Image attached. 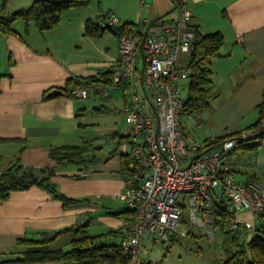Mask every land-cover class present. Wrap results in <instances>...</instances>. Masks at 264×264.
I'll return each instance as SVG.
<instances>
[{"label":"crops","instance_id":"crops-1","mask_svg":"<svg viewBox=\"0 0 264 264\" xmlns=\"http://www.w3.org/2000/svg\"><path fill=\"white\" fill-rule=\"evenodd\" d=\"M34 1L5 0L2 9L1 0L0 10L13 13ZM184 5L192 12L191 26L202 34L221 32L225 38L211 64L214 91L206 110L213 111L188 120L187 131L200 141L243 131L258 121L264 90V0H184ZM110 13L122 25L137 27L145 20L154 24L177 19L180 7L172 0H90L86 7L64 13L56 29L42 33L34 23L17 21L16 35L0 33V176L18 165L39 177L51 174L61 193L84 201L65 207L46 190L33 187L0 202V264H23L15 262L24 251L19 240H38L67 228L87 225L86 235L95 227L89 236L117 232L104 240L118 239L119 245L123 241L121 229L130 215L120 196L138 184L126 175L132 139L124 111L132 101L131 91L112 85L123 91V99H112L111 85L101 83L97 93L91 88L95 99L122 105L96 106L91 113L78 98L64 96L70 80L111 74L120 62L119 37L109 31L100 38L86 32L89 20L100 24ZM149 31L159 33L155 27ZM54 90L63 95L49 97ZM57 147H84L88 162L59 166L50 158ZM234 155L250 156L239 171ZM226 162L235 173L246 175L241 183L264 187L263 144L252 153L229 154ZM65 236L73 237L60 238Z\"/></svg>","mask_w":264,"mask_h":264},{"label":"built area","instance_id":"built-area-1","mask_svg":"<svg viewBox=\"0 0 264 264\" xmlns=\"http://www.w3.org/2000/svg\"><path fill=\"white\" fill-rule=\"evenodd\" d=\"M181 2L177 19L154 24L145 20L119 37L120 62L112 70V82L128 87L132 94L124 112L138 183L120 196L130 215L121 229L125 264H144L143 255L149 253L146 240L158 245L175 236L187 237L188 230L181 228L185 207L192 226L203 229L210 239L220 232L218 206L230 216L229 230L238 234L242 227L255 230L239 218L240 213L250 212L254 221H261L264 214V187L238 182L226 162L237 144L257 132L209 147L216 137L200 141L183 124L187 114L181 91L188 85L191 71L179 62L181 54L191 52L195 34L190 29L192 12ZM100 25L110 30L122 23L110 13ZM151 27L159 33H151ZM76 98L87 100L90 94L80 89ZM187 116L188 120L199 119L200 112Z\"/></svg>","mask_w":264,"mask_h":264},{"label":"trees","instance_id":"trees-1","mask_svg":"<svg viewBox=\"0 0 264 264\" xmlns=\"http://www.w3.org/2000/svg\"><path fill=\"white\" fill-rule=\"evenodd\" d=\"M172 1L177 7L183 5L181 0ZM89 2L90 0H35L29 7L13 13L8 14L0 10V33L16 35L14 25L17 21H24L27 26L34 23L42 33L56 29L60 25L64 13L86 7ZM4 7L5 0L2 4V9ZM135 28V26L123 24L117 29L107 30L94 20H89L86 32L88 35L96 38L102 37L108 31L120 37L124 33L130 34ZM190 29L195 34V42L188 55L187 67L191 71V78L188 84L189 93L184 107V112L187 115L202 112L209 107L214 91L211 64L214 58L220 56V52L225 46V38L221 32L202 34L198 27L191 25ZM1 78L2 76L0 75V80ZM101 83L114 85L112 73L83 80L72 79L68 83L64 96L74 99L76 98V92L80 89H86L90 93L91 88H96L95 92L97 93V88ZM121 88L125 89L126 86H121ZM258 111L259 119L255 124L243 131L216 137L209 147L219 146L228 139L241 138L245 133L257 132L251 139L247 141L242 140V142L237 144L230 155L235 152L245 154L258 150L264 140V90ZM118 136H120L119 133ZM87 152L88 150L84 147H57L50 151V158L59 166L72 164L80 166L88 162L86 158ZM127 162L126 175H129L134 180V170L137 168L136 162L132 157H129ZM51 179V174L46 177H39L31 169H25L19 165L14 166L0 176V202L6 201L14 192L28 191L33 187L46 190L56 200L61 201L65 207H71L84 202L83 200L68 198L57 189ZM218 208V226L220 227V231L230 235L229 242L227 241L229 246L224 250L222 264H264V214L262 215L261 227L257 229L254 238L250 242L242 244L238 242L240 234L229 230V214L223 207L218 206ZM86 227L87 225L77 228H67L55 234L44 233L38 240L21 239L18 241V244L24 247V251L15 262L23 264L56 262L63 264L126 263L127 260L121 245L104 243L106 242L105 238L116 237L118 235L117 232H109L101 236H89L84 231ZM64 234H72L74 237L70 242L72 249L65 251L53 248V245ZM174 243L175 239L172 240V244Z\"/></svg>","mask_w":264,"mask_h":264},{"label":"rangeland","instance_id":"rangeland-1","mask_svg":"<svg viewBox=\"0 0 264 264\" xmlns=\"http://www.w3.org/2000/svg\"><path fill=\"white\" fill-rule=\"evenodd\" d=\"M1 1V0H0ZM224 48V47H223ZM222 48V49H223ZM180 66L185 68L188 66V55H180ZM213 82H214V78ZM190 80L188 81L189 84ZM111 87V88H110ZM108 86V90L112 93V99L119 98L123 99V91L119 89H114V86ZM129 91V90H128ZM126 91V94L129 92ZM92 92L96 93L95 90ZM182 98L187 100L189 88L188 85L182 89ZM96 95V94H94ZM103 97V95H101ZM108 96V93H107ZM94 97V96H93ZM90 94V98L87 100L78 99L81 104L87 105L88 111L93 112L92 108L100 105H106L112 107L114 105L122 106L121 103L115 102V104H111L108 98L105 100H97L96 97L93 98ZM207 111L212 112L213 108H209L201 112V115L206 113ZM186 114V113H185ZM188 121V116L185 115L183 118V124ZM126 123V122H124ZM124 128L121 129L124 132ZM250 156L240 157L238 155H234L233 158H237V162L234 167L237 168L235 170L239 171L243 168V164L246 163V159ZM239 168V169H238ZM236 179L239 182H244L246 180V175L240 172L236 173ZM119 206L122 205V202L118 201ZM123 206V205H122ZM127 208V205H125ZM188 207L184 208L183 212V221H182V229H186L189 232L187 237H178L175 236V243L172 244V240L166 243H160L158 245H153L149 240L145 241L146 248L149 253L143 255L144 264H222L224 258V250L229 246L228 239L230 237L226 232H219L216 234L214 239H210L208 236L204 234L203 229H199L197 226H192L189 215H188ZM239 218L242 219L245 223L255 226V230H249L245 227L241 228V235L239 236L238 242L240 243H248L253 238L258 228L261 227V221H254L253 215L246 211L239 214ZM96 228L87 230V234H94ZM74 237L65 236L60 238L56 244L53 245V248L63 249L65 251H69L72 249L70 244L71 240ZM228 241V242H227ZM106 244H120L118 239L116 240H107L104 242ZM232 245V244H231Z\"/></svg>","mask_w":264,"mask_h":264},{"label":"water","instance_id":"water-1","mask_svg":"<svg viewBox=\"0 0 264 264\" xmlns=\"http://www.w3.org/2000/svg\"><path fill=\"white\" fill-rule=\"evenodd\" d=\"M63 95V92L60 90H54L49 94V97H56V96H61ZM264 128V127H263Z\"/></svg>","mask_w":264,"mask_h":264}]
</instances>
